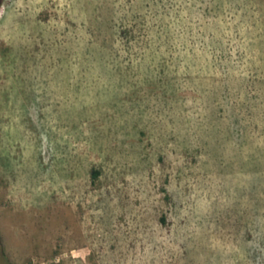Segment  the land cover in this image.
Returning <instances> with one entry per match:
<instances>
[{"label": "rangeland", "instance_id": "374dc122", "mask_svg": "<svg viewBox=\"0 0 264 264\" xmlns=\"http://www.w3.org/2000/svg\"><path fill=\"white\" fill-rule=\"evenodd\" d=\"M0 264H264V0H0Z\"/></svg>", "mask_w": 264, "mask_h": 264}, {"label": "trees", "instance_id": "16d2710c", "mask_svg": "<svg viewBox=\"0 0 264 264\" xmlns=\"http://www.w3.org/2000/svg\"><path fill=\"white\" fill-rule=\"evenodd\" d=\"M97 176H98V172L97 171H94L93 172V179L97 178Z\"/></svg>", "mask_w": 264, "mask_h": 264}]
</instances>
